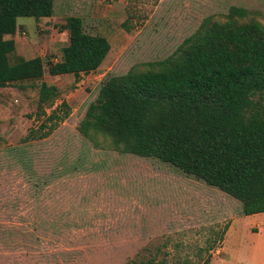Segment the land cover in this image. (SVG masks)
I'll return each instance as SVG.
<instances>
[{"label": "rangeland", "instance_id": "374dc122", "mask_svg": "<svg viewBox=\"0 0 264 264\" xmlns=\"http://www.w3.org/2000/svg\"><path fill=\"white\" fill-rule=\"evenodd\" d=\"M231 5L264 15V0H54L50 17L17 18L8 59L40 57L44 72L0 88V264H264L262 219L242 220L237 199L78 130L106 79L166 59ZM69 16L110 48L94 71L52 75ZM42 81L55 94L39 106ZM63 103L68 115L48 120Z\"/></svg>", "mask_w": 264, "mask_h": 264}, {"label": "trees", "instance_id": "16d2710c", "mask_svg": "<svg viewBox=\"0 0 264 264\" xmlns=\"http://www.w3.org/2000/svg\"><path fill=\"white\" fill-rule=\"evenodd\" d=\"M52 13L53 0H0V88L42 77L40 57H18L10 63L15 42L5 36L18 30V17L41 19ZM260 16L257 10L231 5L222 20L203 18L166 59L106 79L87 107L79 132H101L124 152L171 163L237 199L244 215L264 212ZM64 28L68 43L48 72L78 76L97 69L110 48L107 38L86 33L79 16L67 17ZM54 94L55 87L42 81L39 106ZM68 113L63 103L47 119L57 123ZM200 264H210V259Z\"/></svg>", "mask_w": 264, "mask_h": 264}, {"label": "crops", "instance_id": "0c3cea01", "mask_svg": "<svg viewBox=\"0 0 264 264\" xmlns=\"http://www.w3.org/2000/svg\"><path fill=\"white\" fill-rule=\"evenodd\" d=\"M53 11H54V0H53ZM18 25L21 26V24H18ZM20 26H19V28H20ZM16 32H17V30H16ZM11 37L13 38V36H11ZM250 219H254V221H258L259 219H262V221H258L256 223L259 227L264 228V212L256 213V214H252V215L242 214V220L247 221Z\"/></svg>", "mask_w": 264, "mask_h": 264}]
</instances>
